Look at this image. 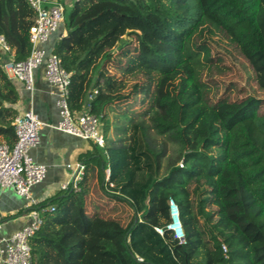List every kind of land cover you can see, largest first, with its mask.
<instances>
[{"label": "trees", "instance_id": "1", "mask_svg": "<svg viewBox=\"0 0 264 264\" xmlns=\"http://www.w3.org/2000/svg\"><path fill=\"white\" fill-rule=\"evenodd\" d=\"M34 17L28 0H0L9 59L29 55ZM59 29L51 52L70 73L72 111L88 97L104 131L107 107L125 103L128 80L134 96L146 85V105L134 111L125 145L109 146L104 135L103 147L90 142L76 188L31 205L43 222L29 239L30 264H264V98L243 87L233 94L238 83L218 95L213 77L229 67L198 40L222 35L264 91V0H79ZM117 49L119 77L106 72ZM200 55L206 80L195 70ZM2 64L0 142L12 146L19 95ZM169 80L176 83L163 90ZM95 168L103 190L130 209L127 224L86 211ZM169 199L183 242L155 231L169 221Z\"/></svg>", "mask_w": 264, "mask_h": 264}, {"label": "built area", "instance_id": "2", "mask_svg": "<svg viewBox=\"0 0 264 264\" xmlns=\"http://www.w3.org/2000/svg\"><path fill=\"white\" fill-rule=\"evenodd\" d=\"M28 2L35 12L34 23L29 28L30 53L23 60L8 59L3 62V72L9 79L20 82L23 89L32 93L35 89L33 73L36 69L43 68L46 82L55 88L57 95L56 105L60 118L54 128L103 147L105 139L101 132L99 116L90 113L88 105L79 112L69 108L67 97L70 73L60 65L54 53L47 52L42 46L63 22L65 3L60 0ZM0 46L5 51L9 50L2 36ZM12 125L15 135L13 145L0 142V187L13 189L19 196L29 198L31 187L42 182L46 176V167L35 163L29 154V151L39 143V133L44 123L32 109H28L18 113ZM83 171L84 165L77 164L71 181L62 183L60 189L67 190L70 186L76 188ZM105 181H108V172ZM168 211L169 221L164 228L155 227V231L160 235H163L165 230L169 231L179 242H183L184 233L179 220V210L172 199L168 200ZM27 215L29 218L27 223L9 235L0 237V264L31 263L29 239L39 229L43 219L36 209L29 210Z\"/></svg>", "mask_w": 264, "mask_h": 264}, {"label": "crops", "instance_id": "3", "mask_svg": "<svg viewBox=\"0 0 264 264\" xmlns=\"http://www.w3.org/2000/svg\"><path fill=\"white\" fill-rule=\"evenodd\" d=\"M59 31L60 29L53 33L42 45L47 52L52 51ZM10 56L9 52L4 51L0 55V61L5 62ZM33 77L35 89L32 93L23 89L20 82L11 80L16 85L19 95L16 104L18 113L32 109L44 123L40 129L39 143L29 151V154L35 163L46 167V176L42 182L31 187L29 198L19 196L13 189L0 187V237L9 235L28 222L27 213L32 204H43L60 192L61 184L71 181L76 165L82 164L80 156L92 150L90 142L54 128L60 118L55 88L46 82L43 68L36 69ZM84 101L86 107L88 97ZM112 106L107 107L106 112H110Z\"/></svg>", "mask_w": 264, "mask_h": 264}, {"label": "rangeland", "instance_id": "4", "mask_svg": "<svg viewBox=\"0 0 264 264\" xmlns=\"http://www.w3.org/2000/svg\"><path fill=\"white\" fill-rule=\"evenodd\" d=\"M65 3L66 12L69 10L73 2L71 0H60ZM131 39V37H129ZM198 40H205L214 57L222 58L221 65H227L228 69H225L226 72L223 75H216L213 77L219 84L218 87V95H224V85L228 83H238V88L233 90V94L238 93L240 90L239 87L245 88V90L253 95H257L259 97L264 98V91L258 89L256 82L254 80V72L250 68V66L244 61V59L236 54L234 49L228 45V41L220 34L207 35L206 33L198 35ZM0 53H4L2 47H0ZM120 53V49L115 50L113 54L112 63L107 66L106 72L110 74H115L116 76H120L115 72V70L111 67L115 65L116 57ZM238 58L239 61L235 60ZM196 72L202 78L206 80L205 76V66L204 61L202 60V56L200 55L197 63H196ZM132 81L128 80L125 85L122 94H127V98L124 101V104L118 105V107H111L108 116L110 118V123L103 131V123H101V132L106 138V143L109 146H122L127 143V134L126 130L129 125V122L132 118H136V112L138 110H142L146 105V100L144 98L147 94L144 92L145 86H137V95H133L132 87L130 83ZM176 83V80H169L165 84L164 89L173 86ZM214 89V87L212 88ZM217 95V96H218ZM123 103V102H122ZM133 104V105H132ZM128 105V107H127ZM131 106V107H130ZM135 109V110H134ZM152 138L156 140L157 143H161L162 137L155 136L151 133ZM172 146L168 144V152H171ZM108 171H106L107 173ZM106 183V181L104 180ZM104 189L101 187L98 182V170L94 169L92 172V179L89 184V192L85 197V207L86 211L89 214H93L95 212L99 213L102 216H112L118 217L121 222L127 224L131 211L128 206L123 203L115 200L113 197L109 196L110 190L106 186Z\"/></svg>", "mask_w": 264, "mask_h": 264}, {"label": "water", "instance_id": "5", "mask_svg": "<svg viewBox=\"0 0 264 264\" xmlns=\"http://www.w3.org/2000/svg\"><path fill=\"white\" fill-rule=\"evenodd\" d=\"M55 44V43H54Z\"/></svg>", "mask_w": 264, "mask_h": 264}]
</instances>
